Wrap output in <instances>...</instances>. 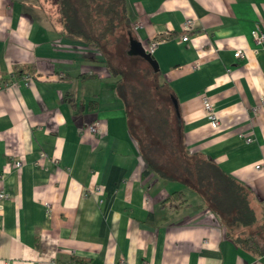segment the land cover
Here are the masks:
<instances>
[{"label":"crops","instance_id":"crops-1","mask_svg":"<svg viewBox=\"0 0 264 264\" xmlns=\"http://www.w3.org/2000/svg\"><path fill=\"white\" fill-rule=\"evenodd\" d=\"M127 7L129 34L146 48L160 40L154 83L177 101L185 147L250 188L264 219V44L254 35L264 0ZM62 28L50 0H0V192L10 194L0 199V264H264L226 236L199 190L146 171L104 53ZM97 121L100 134L89 130ZM178 190L186 201L168 200Z\"/></svg>","mask_w":264,"mask_h":264},{"label":"trees","instance_id":"trees-1","mask_svg":"<svg viewBox=\"0 0 264 264\" xmlns=\"http://www.w3.org/2000/svg\"><path fill=\"white\" fill-rule=\"evenodd\" d=\"M54 1L63 35L101 49L110 73L118 78L117 87L127 106L130 130L147 163L146 171L199 190L209 209L221 220L226 236L238 247L263 255L264 219L251 205L252 190L211 160L189 153L171 95L164 94L162 99L156 95L155 89L165 85L153 88L146 82L155 80L160 74L147 61L128 57L131 61L139 59L146 63L145 68L133 69L130 80L126 79V72L117 67L112 47L126 29L128 39L131 32L127 0ZM25 69L19 71L21 75L25 74ZM185 196L183 190H178L168 200L185 202Z\"/></svg>","mask_w":264,"mask_h":264},{"label":"built area","instance_id":"built-area-1","mask_svg":"<svg viewBox=\"0 0 264 264\" xmlns=\"http://www.w3.org/2000/svg\"><path fill=\"white\" fill-rule=\"evenodd\" d=\"M139 23H141V22H139ZM139 23L136 24L135 28H137ZM192 23H193V20L192 19H188L185 22V25L186 26H190ZM254 35H255L256 39L259 42L264 44V32H261L260 29H256V30H254ZM189 37H190L189 34L186 33V34H184L182 36V39L183 40H187V39H189ZM159 41H160L159 38L151 40L147 49L153 52V50L155 49V47H156V45L158 44ZM245 56H246L245 48L236 49L235 57L244 58ZM26 76H28V75H24V78H26ZM1 81H2V75H0V97H1V94H2V91H3V86L1 85ZM203 100H204V108H205V110L207 112L208 118L213 122V124L216 127H218L220 125V121H219V118H218V116H217V114L215 112L213 101L209 97H207L206 95L203 96ZM263 107H264V101L262 102L261 105L256 107L255 110L259 111ZM89 130L92 133H94V134H100L101 131H102L101 123L99 121L93 123L92 125H90ZM247 141L250 142L251 139L248 138ZM17 165L20 166L21 163L18 162ZM257 168L260 169V168H262V166L261 165H257ZM92 194H94L95 196L103 195L104 194V187L102 185H97L95 187V190L92 191ZM9 197H10V194H8V193H6L4 191L0 192V199L1 200H5V199H7ZM48 207H50L49 204H48Z\"/></svg>","mask_w":264,"mask_h":264},{"label":"rangeland","instance_id":"rangeland-1","mask_svg":"<svg viewBox=\"0 0 264 264\" xmlns=\"http://www.w3.org/2000/svg\"><path fill=\"white\" fill-rule=\"evenodd\" d=\"M54 3H55L54 0H50V5H52ZM126 30L124 33H122V34H124L122 37H121V33H120L121 39L115 45H113L112 49H114L113 57L116 59L115 62H116L117 67H119V69H121V70H124L126 72V75H127L126 79L130 80V79H132V77H130L131 73H134L133 69H135L137 66H139L141 68H145L146 63L139 60V59L131 61V59L128 58V57H132V56H130V54H128V52H127L128 48H129V39L127 38V35H126L127 31ZM129 38H130V34H129ZM135 71H136V69H135ZM140 76L143 77L142 74H140ZM146 82L149 85H151L153 88H155L156 84L154 83V80L153 81L146 80ZM155 90H156V95L158 94L157 95L158 98L162 99L163 94L159 93L157 91V89H155ZM189 197H190V195H189Z\"/></svg>","mask_w":264,"mask_h":264},{"label":"water","instance_id":"water-1","mask_svg":"<svg viewBox=\"0 0 264 264\" xmlns=\"http://www.w3.org/2000/svg\"><path fill=\"white\" fill-rule=\"evenodd\" d=\"M127 52L128 54H130V56L142 57L145 61L149 63V65L153 68L155 72H158L160 70L158 61L156 60L153 52L148 50L143 44V42L137 39L133 34H130L129 48ZM173 103L177 111V115H179L178 104L175 98H173Z\"/></svg>","mask_w":264,"mask_h":264}]
</instances>
